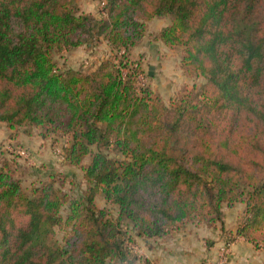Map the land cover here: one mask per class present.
Returning <instances> with one entry per match:
<instances>
[{
	"label": "trees",
	"instance_id": "trees-1",
	"mask_svg": "<svg viewBox=\"0 0 264 264\" xmlns=\"http://www.w3.org/2000/svg\"><path fill=\"white\" fill-rule=\"evenodd\" d=\"M100 1L97 16L74 0H0V122L14 139L28 127L68 136L62 164L87 182L78 196L53 174L27 190L0 155V264H157L134 235L214 227L237 203V234L264 248V0ZM164 17L156 38L206 80L169 106L129 58ZM101 38L112 55L96 69L60 67L57 54Z\"/></svg>",
	"mask_w": 264,
	"mask_h": 264
},
{
	"label": "rangeland",
	"instance_id": "rangeland-1",
	"mask_svg": "<svg viewBox=\"0 0 264 264\" xmlns=\"http://www.w3.org/2000/svg\"><path fill=\"white\" fill-rule=\"evenodd\" d=\"M79 7L81 13L95 14L100 16V12L104 7V3L100 0H74ZM171 23L169 17L160 18L147 23V34L143 40L144 47H151V52L147 55V49H136L130 53L132 63L140 64L141 74L145 76L146 86H150L156 95L162 98V102L170 105L171 100L187 89L200 88L206 83L202 76H197L189 73L182 67V52L180 47H170L156 38V35L161 29ZM138 50H140L138 52ZM151 54V55H150ZM112 55V50L107 42L102 38L88 45H83L73 50H66L56 55L61 68L81 70L84 73L91 72L97 68L103 59ZM152 67V69H151ZM127 72L128 69L125 68ZM151 71L153 72L151 74ZM19 134L26 130L34 132V137L38 143L42 142L43 129L36 127L20 128ZM24 131V132H23ZM15 131H11L7 124L0 122V155H3L11 160L12 166L17 170V175L21 178L24 187L30 190L33 184L50 180V175L53 174L56 178V184L62 186L72 196L82 194V191L87 187V182L84 178V172L80 167L66 166L62 164L60 156L63 155L64 147L69 143V137L65 135H51L48 138V155L39 160L38 155L41 151L38 147L32 148L31 143L24 144L18 138H11ZM31 140V139H30ZM43 144V143H42ZM95 150V149H94ZM25 151L27 155L21 154ZM43 153V152H42ZM45 155V154H44ZM115 156V154H111ZM37 156V157H36ZM54 158V159H53ZM44 160V161H43ZM90 161V157L86 159V163ZM51 162V163H49ZM98 207L105 208L110 215L118 216V207L114 203L107 201L103 194H98L96 197ZM246 205L237 203L232 206L224 205V220L214 226V228L224 230V243L231 241L233 243L237 238V228L245 215ZM67 210H63L66 214ZM190 225H198L196 223H185ZM184 225V224H182ZM201 225V224H200ZM204 225V224H202ZM206 226V225H205ZM232 226V227H231ZM229 228V229H225ZM233 228V230H231ZM59 237L63 236V232L58 233ZM179 228L172 236L160 239L161 241L178 239ZM135 245L138 254L145 257V254L139 252V249L145 248L146 242L155 244L159 239L146 240L134 235ZM149 245V244H148ZM255 246V244H253ZM257 249L264 251L263 246H255Z\"/></svg>",
	"mask_w": 264,
	"mask_h": 264
},
{
	"label": "crops",
	"instance_id": "crops-1",
	"mask_svg": "<svg viewBox=\"0 0 264 264\" xmlns=\"http://www.w3.org/2000/svg\"><path fill=\"white\" fill-rule=\"evenodd\" d=\"M157 19L160 18L153 20ZM152 46L149 48L144 47L142 42L140 45L135 46L131 53L132 51L134 53L136 49L141 50L144 48L146 51L148 48L147 55H149ZM18 139H21L20 141H23L24 144L31 143L32 145L33 143L32 148L38 147L41 150L39 152L40 156L38 155L39 160L46 158V155L49 154L48 146L51 147V144H48V138L43 135L40 143L34 137L33 131L31 134L21 133ZM48 158L50 159L51 156L48 155ZM59 159L62 161V158ZM223 238L224 230L222 228L184 224L179 228L178 239L165 241L159 239L160 241L155 244L146 242L145 248L139 249V252L142 253L143 251L145 257L154 260L157 264H209L217 259L219 249L224 244ZM137 250L138 248L135 246V251ZM228 264H264V251L257 249L251 242L238 235L231 245V255Z\"/></svg>",
	"mask_w": 264,
	"mask_h": 264
},
{
	"label": "built area",
	"instance_id": "built-area-1",
	"mask_svg": "<svg viewBox=\"0 0 264 264\" xmlns=\"http://www.w3.org/2000/svg\"><path fill=\"white\" fill-rule=\"evenodd\" d=\"M138 80L140 83L146 84V79L143 74H140L138 76ZM21 154L27 155L25 151H21ZM60 158H62V155L60 156ZM231 245H232L231 242L224 243L219 249V254L217 259L209 264H228L229 257L231 255Z\"/></svg>",
	"mask_w": 264,
	"mask_h": 264
},
{
	"label": "water",
	"instance_id": "water-1",
	"mask_svg": "<svg viewBox=\"0 0 264 264\" xmlns=\"http://www.w3.org/2000/svg\"><path fill=\"white\" fill-rule=\"evenodd\" d=\"M151 69H152V67H151ZM153 72L151 71V74H152Z\"/></svg>",
	"mask_w": 264,
	"mask_h": 264
}]
</instances>
